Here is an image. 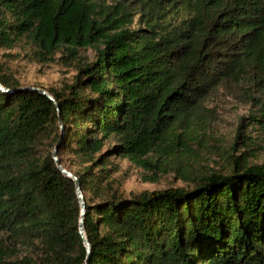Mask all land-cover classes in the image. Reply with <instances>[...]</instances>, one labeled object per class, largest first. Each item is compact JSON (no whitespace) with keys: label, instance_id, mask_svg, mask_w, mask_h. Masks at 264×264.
Listing matches in <instances>:
<instances>
[{"label":"trees","instance_id":"16d2710c","mask_svg":"<svg viewBox=\"0 0 264 264\" xmlns=\"http://www.w3.org/2000/svg\"><path fill=\"white\" fill-rule=\"evenodd\" d=\"M21 44L76 74L51 100L0 65V264H264V167H192L219 91L264 125V0H0ZM112 157L188 187L124 196Z\"/></svg>","mask_w":264,"mask_h":264},{"label":"rangeland","instance_id":"374dc122","mask_svg":"<svg viewBox=\"0 0 264 264\" xmlns=\"http://www.w3.org/2000/svg\"><path fill=\"white\" fill-rule=\"evenodd\" d=\"M135 27L136 24H133V28ZM85 56L90 60L94 58L90 50ZM0 65L5 67L21 86L43 90L60 88L65 83L70 84L76 74L74 65H66L59 57L48 63L36 60L26 44L12 50L1 49ZM207 108L210 127L205 137L192 145V149L195 150L192 167L199 171H221L235 160L238 164L264 167V125L254 121L255 118H259L257 109L222 90L208 99ZM111 144L112 142L107 143L103 151L109 149ZM62 158L64 162L67 160L64 153ZM110 161L115 167L110 173L112 186L124 196L143 191L188 187L187 183L172 172L170 164H166L165 169L158 173L156 182L150 183L143 179V176H147L146 173L127 160L112 157ZM64 165L69 166L67 163Z\"/></svg>","mask_w":264,"mask_h":264},{"label":"water","instance_id":"95a60500","mask_svg":"<svg viewBox=\"0 0 264 264\" xmlns=\"http://www.w3.org/2000/svg\"><path fill=\"white\" fill-rule=\"evenodd\" d=\"M23 89L26 90V89H33V88L32 87H24ZM38 90L40 91V93L42 95H44V96H46V97H48L49 99L52 100V97L48 94V92H46V90H43V89H38ZM53 156H54V159L56 161V165L61 170V172L64 173L66 176H68V177L72 178L73 180H75V177L73 175H71V173L67 172L65 169H62L61 166L59 165V163L57 161V158H56V149L53 152ZM75 184H76V187H77L78 198H79V201H80L81 218H82V216L84 214V203H83V200H82L81 192L79 190L78 182L76 180H75ZM80 233H81V235H82V237L84 239V245H85L86 249L88 250L89 249V245H88L87 241L84 238V233H83V229H82V225L81 224H80Z\"/></svg>","mask_w":264,"mask_h":264}]
</instances>
